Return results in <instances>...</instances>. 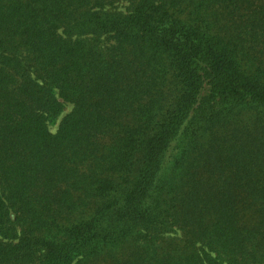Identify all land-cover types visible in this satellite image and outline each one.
Wrapping results in <instances>:
<instances>
[{
  "label": "trees",
  "instance_id": "1",
  "mask_svg": "<svg viewBox=\"0 0 264 264\" xmlns=\"http://www.w3.org/2000/svg\"><path fill=\"white\" fill-rule=\"evenodd\" d=\"M0 264H264V0H0Z\"/></svg>",
  "mask_w": 264,
  "mask_h": 264
},
{
  "label": "rangeland",
  "instance_id": "2",
  "mask_svg": "<svg viewBox=\"0 0 264 264\" xmlns=\"http://www.w3.org/2000/svg\"><path fill=\"white\" fill-rule=\"evenodd\" d=\"M71 108V105L67 104L64 108V111L55 119L51 120V121H48V128L54 132L57 128V125H58V122L60 120V117L65 113L67 112L68 110H70Z\"/></svg>",
  "mask_w": 264,
  "mask_h": 264
}]
</instances>
